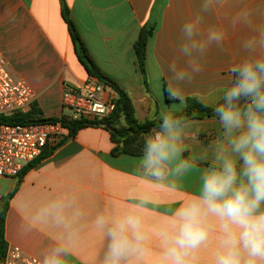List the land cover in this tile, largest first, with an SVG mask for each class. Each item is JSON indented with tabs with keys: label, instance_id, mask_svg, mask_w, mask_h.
<instances>
[{
	"label": "crops",
	"instance_id": "0c3cea01",
	"mask_svg": "<svg viewBox=\"0 0 264 264\" xmlns=\"http://www.w3.org/2000/svg\"><path fill=\"white\" fill-rule=\"evenodd\" d=\"M65 2L91 57L103 73L127 91L139 120L159 119L157 111L178 103L166 98L169 64L176 60L178 66H185L177 51L180 28L197 14L200 0H160L157 27L147 48L148 89L139 72L134 45L156 0ZM235 6H247L258 21L264 20V0H235ZM223 15H208L202 28L212 24L228 27ZM245 32L229 28L223 50L213 47L198 58L202 70L182 86L186 101L195 98L211 109L219 102L232 79L230 67L241 55L239 41ZM0 52L12 73L26 81L36 95L28 112L36 107L44 118L72 115L62 104L65 86L83 83L89 76L76 56L63 18L62 0H0ZM105 89L106 96H115L109 87ZM190 121L183 155L194 168L175 180V188L143 175V152L113 154L116 145L102 126H88L75 137L68 134L53 152L46 151L27 167L23 176L3 178L1 199L12 194L5 216L6 251L19 247L39 261L46 249L65 239L70 228L76 237L69 264H101L108 238L106 230L96 226V216L134 212L141 217L147 236L140 264H165L164 253L177 232L175 210L200 194L201 174L211 166L216 141L222 135L214 116ZM205 154L207 160L203 159ZM143 197L150 202L135 208ZM56 202L64 205L63 224L53 219L51 206ZM207 223L211 227L208 240L197 249L180 250L185 264H214L224 251L220 221L208 217ZM132 264H137L135 258Z\"/></svg>",
	"mask_w": 264,
	"mask_h": 264
},
{
	"label": "clouds",
	"instance_id": "9594fccd",
	"mask_svg": "<svg viewBox=\"0 0 264 264\" xmlns=\"http://www.w3.org/2000/svg\"><path fill=\"white\" fill-rule=\"evenodd\" d=\"M218 12L224 14L228 27L212 24L203 29L205 18ZM229 28L246 32L239 41L241 55L230 67L232 79L213 107L222 135L211 166L201 174L200 194L175 210L177 232L164 253L165 264H185L180 250L197 249L208 240V217L220 221L224 234V251L214 264H264V20L258 21L252 9L236 7L235 0H200L197 14L183 23L177 51L185 66H178L176 60L169 64L167 87L178 103L162 110L157 126L144 137L140 168L145 177L173 188L176 179L194 168L183 155L185 129L191 121L179 114L186 107L182 86L202 70L198 58L213 47L223 50ZM203 159H208L207 154ZM149 202L143 197L135 208ZM51 207L55 222L65 223L63 203ZM95 224L106 230L108 238L101 264H132L133 258L140 264L147 236L139 215L101 213ZM75 237L69 228L65 239L46 249L38 264H69Z\"/></svg>",
	"mask_w": 264,
	"mask_h": 264
},
{
	"label": "built area",
	"instance_id": "2783aa9c",
	"mask_svg": "<svg viewBox=\"0 0 264 264\" xmlns=\"http://www.w3.org/2000/svg\"><path fill=\"white\" fill-rule=\"evenodd\" d=\"M36 95L26 81L16 77L0 52V115L11 116L26 112ZM63 107L71 110L73 120H101L110 116L116 107L115 96H106L105 86L96 78L77 85H66ZM60 122L0 125V182L15 178L37 161L50 146H59L68 135ZM1 200V196H0ZM0 220V231H1ZM0 264H38L19 247L7 249Z\"/></svg>",
	"mask_w": 264,
	"mask_h": 264
},
{
	"label": "trees",
	"instance_id": "16d2710c",
	"mask_svg": "<svg viewBox=\"0 0 264 264\" xmlns=\"http://www.w3.org/2000/svg\"><path fill=\"white\" fill-rule=\"evenodd\" d=\"M159 7L160 0H156L150 13V17L142 27L138 40L134 45L139 72L144 78V83L147 89L149 87L147 72V48L157 27ZM62 14L65 22L68 25L76 56L79 62L85 68L88 76L90 78L98 79L100 83L109 87L114 92L116 104L114 112L110 116L101 120L88 121L85 119L73 120L68 116H62L61 118H44L40 110L36 107H33L29 112L26 113L17 112L11 116L0 115V125L60 122L63 127L68 130V133L71 137H75L80 130L88 126H102L111 133L112 142L116 145V147L113 149V154L128 153L134 155L143 152L144 136L149 134L151 130L157 126L159 119L146 120L144 122L138 120L130 95L127 93V91L121 89L114 80L103 73L91 57L87 45L85 44L77 26L70 16V10L66 5L65 0H62ZM165 91L167 101H174V99H172L168 94L167 86L165 87ZM186 102L187 107L179 114L183 115L187 120L190 121L214 116L213 109L201 104L197 99L189 98ZM53 150V148H46L44 154L46 151L51 153ZM26 169L20 174L19 177L26 173ZM20 182L17 184L14 192L18 190ZM11 197L12 194L0 200V220L2 224L0 231V260L4 259L6 253L5 216Z\"/></svg>",
	"mask_w": 264,
	"mask_h": 264
},
{
	"label": "rangeland",
	"instance_id": "374dc122",
	"mask_svg": "<svg viewBox=\"0 0 264 264\" xmlns=\"http://www.w3.org/2000/svg\"><path fill=\"white\" fill-rule=\"evenodd\" d=\"M67 111H68V112H71V110H69V109H67ZM26 112H28V111H26ZM26 112L24 111V113H26ZM157 112H158V115H157V116L159 117V116H160V111H157ZM155 117H156V116H155ZM156 118H157V117H156ZM138 120H139V119H138ZM146 120H150V119H146ZM146 120H139V121L144 122V121H146ZM145 136H146V135H145ZM145 136H144V137H145Z\"/></svg>",
	"mask_w": 264,
	"mask_h": 264
}]
</instances>
